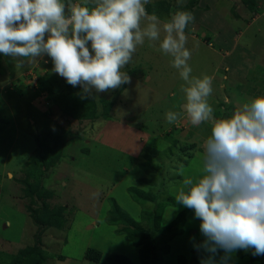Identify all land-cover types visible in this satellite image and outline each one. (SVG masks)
<instances>
[{
    "label": "rangeland",
    "instance_id": "obj_1",
    "mask_svg": "<svg viewBox=\"0 0 264 264\" xmlns=\"http://www.w3.org/2000/svg\"><path fill=\"white\" fill-rule=\"evenodd\" d=\"M253 2L200 0L194 9H189V0L181 4L150 0L146 5V9L153 7L162 22L176 11L194 14V22L185 29L191 52L188 63L193 77H213L209 103L216 118H229L242 103L264 95V0ZM166 5L168 13L164 12ZM171 61V56L161 52L159 42L145 40L122 69L131 83L93 93L96 118L91 120L85 119L87 110L81 111V119L61 110L60 94L75 89L52 71L49 57L17 67L15 60L0 54V264L5 263V256L37 244L47 255L45 264H145L138 248L126 242L120 231L124 224L110 223L122 214L154 232L158 257L149 264H178L180 254L193 260L192 264H201L195 254L191 257L193 244L203 238L200 221L174 198L183 181L178 174L182 158L189 157L183 165L186 175H197L196 154L203 152L212 125L206 122L194 127L183 114L181 123L167 122L166 114L180 112L185 102V82ZM39 77L54 85L50 96L37 89ZM41 144L47 147L43 154L53 157L63 145L56 167L40 175L51 194L47 203L65 206L69 214L63 229L42 232L27 212V206L35 210L36 206L24 196L19 182L31 176L30 170L38 174L41 167L34 161ZM133 188L151 194L154 202L170 198L161 226L172 222L191 225L190 235L183 233L164 242L169 234L157 233L155 222L148 223L143 217L156 204L136 202ZM114 203L121 210L118 213L112 210ZM174 205L177 210L166 219ZM88 248L100 252L99 263L84 258ZM165 249L168 253L160 255ZM235 256L236 252L229 264H245Z\"/></svg>",
    "mask_w": 264,
    "mask_h": 264
},
{
    "label": "clouds",
    "instance_id": "obj_2",
    "mask_svg": "<svg viewBox=\"0 0 264 264\" xmlns=\"http://www.w3.org/2000/svg\"><path fill=\"white\" fill-rule=\"evenodd\" d=\"M183 0H177L181 4ZM150 0H0V54L17 67L47 56L52 71L81 98L131 83L123 71L145 40L159 42L185 82L180 112H168L169 124L183 118L198 127L210 122L211 134L196 154L197 175H186L175 202L194 212L207 255L201 264H229L238 250L264 256V95L242 103L229 118H216L209 103L213 77H193L185 29L191 11H176L167 22L149 14ZM165 216L170 218V213ZM223 255H219L220 253ZM219 255V261L216 257Z\"/></svg>",
    "mask_w": 264,
    "mask_h": 264
},
{
    "label": "trees",
    "instance_id": "obj_3",
    "mask_svg": "<svg viewBox=\"0 0 264 264\" xmlns=\"http://www.w3.org/2000/svg\"><path fill=\"white\" fill-rule=\"evenodd\" d=\"M246 1V0H244ZM254 1V0H253ZM252 0H248L249 4H254ZM200 2V0H189V9H194L197 4ZM248 4L247 2H245ZM152 6L147 7L149 13H157L155 10H153ZM169 5H166L164 8V12L168 13ZM154 11V12H152ZM54 86V85H53ZM52 83L47 84L44 82V79L42 77H39L37 80V89L40 92L46 93L48 96H50L54 89H53ZM75 90H71L70 93H61L60 94V108L64 112L66 116L72 117V118H80L82 116L81 111L87 110V115L85 119H91L94 120L96 118V103L94 100V96L88 98H81L80 94V88L79 87H73ZM81 119V118H80ZM47 149L43 144H41V148L38 152V157L35 158L36 160L34 162L38 163L41 167L38 174L37 172H31V176L21 178L19 182L23 185L22 190L24 191V196L26 198H29L31 200V203L36 206V210L32 208L31 205L27 206V212L30 214V217L34 223V225L38 226L40 231L42 232L43 229L48 228H56V229H63L65 224L67 223V219L69 217V214L67 213V209L65 206L61 205H55L52 206L49 203H47L48 197L51 195L49 193V190L44 188L43 186V176L41 174H45L47 170L50 168L56 167L58 164L61 153L63 149V145L61 144L59 146V149L57 150V153L55 157L52 155H44L43 152ZM83 153H88L87 149L83 150ZM154 156V155H153ZM181 158V156H177V160ZM189 159H183L180 165H185L186 161ZM34 164V163H33ZM161 165V164H159ZM131 191L132 188H129ZM134 195H135V201L138 203H145L146 201H150L152 203L156 204V208L151 211H148L143 217L148 220V223H150L151 219L155 222L154 226L158 228L157 233L165 234L168 233L169 235L167 238H165L163 241L168 243L170 242L174 237L179 236L183 233L190 235V232L193 230V228H190V226H184L186 229L184 230L183 226H178L177 223L172 222L171 224H168L164 227L161 226L160 222L163 218V212L165 208L170 204L167 200H156L154 202V196H151V194L146 193L144 190L133 188ZM140 193V194H139ZM164 209V210H163ZM113 212L118 213L117 211H121L119 207L116 205V203L113 204L112 208ZM185 211H183L184 213ZM114 213V214H115ZM113 214V215H114ZM182 218H180L181 220ZM111 224H118L119 222L124 224L122 230H120L122 233H124V238L126 239V242H129L131 246L138 248L141 259L145 261V264H149L150 261H156V258L158 257L156 244L154 243V238L152 235L154 232L152 230H145L143 227L132 217L128 215L122 214L120 217H113L110 220ZM178 221V218L177 220ZM161 228L159 229V227ZM150 228V225H149ZM203 241V238L198 239L191 249V257L193 254L197 256V261L199 260V263L201 260L206 256L203 252V250H197V246ZM168 250L165 249L161 251L160 255L167 254ZM178 258V264H192L193 260H187L183 257L182 254H180ZM101 254L98 250H95L93 248H88L84 253V258L91 262H100ZM240 258L241 260H245V264H254L257 262L264 264V256H253L250 251H243L238 250L236 252V256ZM5 263L4 264H45L47 260V255L45 254V251L41 249L39 244L34 245L32 247H24L22 249H19V251L14 255H7L5 256ZM247 262V263H246Z\"/></svg>",
    "mask_w": 264,
    "mask_h": 264
}]
</instances>
